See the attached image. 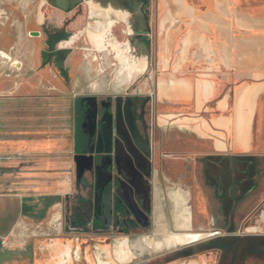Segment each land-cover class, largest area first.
Returning a JSON list of instances; mask_svg holds the SVG:
<instances>
[{
    "label": "crops",
    "instance_id": "crops-1",
    "mask_svg": "<svg viewBox=\"0 0 264 264\" xmlns=\"http://www.w3.org/2000/svg\"><path fill=\"white\" fill-rule=\"evenodd\" d=\"M161 5L165 38L155 91L158 125L170 129L163 144L199 160L264 157V0ZM53 78V87L11 83L0 89V264H25L28 249L12 241L18 227L59 204L71 176L77 186V100L60 74ZM243 216L238 212L236 220ZM4 237L10 247H3ZM41 259L37 252L34 264L52 262Z\"/></svg>",
    "mask_w": 264,
    "mask_h": 264
},
{
    "label": "rangeland",
    "instance_id": "rangeland-1",
    "mask_svg": "<svg viewBox=\"0 0 264 264\" xmlns=\"http://www.w3.org/2000/svg\"><path fill=\"white\" fill-rule=\"evenodd\" d=\"M59 2L60 0H0V48L13 53L14 59L24 62V68L16 70L11 78H8L4 70L0 69V89H5L12 84L53 87V74H60L64 79V87L69 89L68 91L75 95L77 100V156L85 155L82 153L79 125L83 124V129L89 128L88 131L92 135L98 133L97 140L93 143L96 151L100 152L99 137L104 120L102 101H109L111 105L109 108L112 115L111 137L117 136L114 120L117 97H122L124 102L129 101L140 131L150 139L152 148L154 145L153 169L150 176L153 187L152 232L157 234L156 238L163 237L148 238L147 235L150 233L148 230L137 234L134 231L122 233L118 230L115 220L118 213V209H115L118 205L116 199H120L121 195L118 180L120 176L126 178V174L118 172L113 166L108 176L110 184L112 173L114 175L116 194L112 226L107 228L102 225L103 218L99 212L98 203L93 194L88 192L89 182L92 180L90 172L94 171L86 170L80 174L77 170L76 188L71 176L70 188H62V193L58 197L60 203L55 204L54 207L49 205L44 217H40L41 220L22 223L13 236V244L20 250L28 249L29 254L23 255L25 264H34L37 252L39 259L52 260L53 263L48 264H102L103 262L106 264H166L164 256L167 249L148 247L151 241L149 239L152 238L153 242L162 241L165 237L176 233L168 230L177 225V217H181L186 207L191 210L192 225L194 224L195 229L210 228L218 206L213 193L204 185L202 177H199L201 164L198 162V155L172 154L171 149L167 148L162 141L170 133V129L161 128L158 125L157 120L161 110L156 105L155 91L162 72L157 69L159 61L156 56L162 49L165 38L159 25L164 15L161 5L163 0H139L138 10L132 12L131 16L134 18L137 12L147 5L145 16H147L148 32H139L135 35L149 48L151 64L147 74L139 76L134 83L126 86L120 85L125 80L117 76L120 59L117 58L112 43L108 40H100L96 31V21L99 18L90 16L89 8L85 3H77L76 7L68 11ZM131 16L126 15L125 22L113 17L114 24L117 25L114 33L121 42L127 41L130 37L126 30L127 21H131L129 19ZM66 27L76 38L75 44L69 49L68 54L65 53L64 59H53L52 63L46 62L44 68H41L40 51L44 50L43 59H46L52 50L47 48L45 42L47 34L56 33V30L65 32ZM34 31L42 32V37L32 36L30 33ZM59 45L56 47L57 50H61L67 44L62 42ZM98 45L107 48L100 50ZM109 50L111 54H107ZM124 54L125 52L123 56ZM84 109H87L84 113L85 118L81 116V111ZM84 122H88L89 127ZM112 139L109 141V145H112L109 152L115 158ZM257 158L264 161V157ZM263 197L264 180L260 179L253 198L246 203L247 205L240 204L238 211L242 214L250 212ZM151 259L152 262L149 263ZM41 260H39L40 264H44ZM184 262L185 260H181L173 264ZM187 262L215 264V259L212 255L193 256L188 258Z\"/></svg>",
    "mask_w": 264,
    "mask_h": 264
},
{
    "label": "flooded vegetation",
    "instance_id": "flooded-vegetation-1",
    "mask_svg": "<svg viewBox=\"0 0 264 264\" xmlns=\"http://www.w3.org/2000/svg\"><path fill=\"white\" fill-rule=\"evenodd\" d=\"M122 4L129 9V14L138 10L139 0H120ZM60 5L65 10L71 11L77 6V3H85L84 0H60ZM90 11V8H89ZM147 5L141 8L137 15L131 21L135 25L134 30H130L127 21V33L130 37L125 42H121L114 33V28L117 27L113 22L108 23L102 20H97L96 31L100 40H108L112 43L113 49L117 58L120 59V68L118 70V78L125 80L123 84L128 85L134 83L139 76L148 73L151 64V53L143 40H139L135 34L147 33L148 24ZM90 16H92L90 11ZM113 17H116L113 15ZM125 22L124 17H116ZM3 25V24H1ZM65 32H57L47 34L46 45L50 50L46 59H43L44 50L40 51L41 55V68L46 62L52 63L53 59L65 58L69 53V49L75 44L76 38L71 35L70 30L66 27ZM36 38H41L43 33L34 31L30 33ZM66 43L61 50L56 47L60 43ZM98 43V42H97ZM100 50L107 48L98 45ZM125 48V49H124ZM13 49V48H12ZM57 52V53H56ZM123 52H125L123 56ZM55 53V54H54ZM66 53V54H65ZM107 54H111L109 50ZM123 56V57H122ZM40 58V56H39ZM140 61L146 59V65L141 68H132L130 66L131 60ZM24 62L14 59L13 53L4 51L0 48V69H3L8 78H11L16 70H22ZM44 68V67H43ZM126 102L122 97H117V106ZM111 107L109 101H102V108L104 111V120L101 124V132L99 139L101 140V151L97 152L94 146V141L97 140L98 133H90L88 129H83V124L79 125L80 143L83 148V154L92 158L94 172L91 173L92 180L89 182L88 192L93 194L94 199L103 218L102 225L107 228L112 226L114 220V207L116 194L114 191L113 173L111 178V187L108 183L103 187L101 186L102 180L109 176V170L113 166L120 173H125L126 178L120 176L118 183L120 187V199H116L118 213L116 215V226L122 233H130L134 231L137 233L148 230L149 237L156 238V233L152 232V204H153V187L151 184L150 176L152 174L153 164V149L148 137L143 135L137 124V119L132 110L131 120L134 125L135 134L139 140L140 147L138 148L143 156L146 171L141 172L136 170L137 167L133 165L132 158L127 152L125 145H117L116 138L111 137L112 133V115L109 112ZM144 108V107H143ZM144 111V110H143ZM87 109L81 111V116L85 118L84 113ZM116 113L114 120L116 123ZM144 117V115H142ZM98 123V122H97ZM88 126V122H84ZM109 125V126H108ZM145 127V122L143 123ZM97 127V125H96ZM93 136V137H92ZM113 138V139H112ZM112 139V144L115 149V158L110 154L109 141ZM123 144V143H122ZM100 149V147H99ZM151 154V157H150ZM204 158L198 159L201 164V172L199 177H202L204 185L213 193L214 200L218 206L217 212L214 214L212 227L210 228H192V231L197 233H205L206 236L199 240L189 243L177 245L167 249L164 256V263L173 264L175 262L185 260L181 264L188 263L187 260L193 256L202 257L204 255H212L215 259V264H264V199L250 212L243 213L240 222L236 220L238 215V206L243 204L244 201L249 199L253 192L258 187V182L262 180L264 174V161L258 159L256 156H233V155H213L205 160ZM100 169L98 172V169ZM133 171V172H132ZM104 179H101V177ZM198 176V175H197ZM99 177V178H98ZM86 182V180H85ZM87 183V182H86ZM98 185V186H97ZM185 192L186 190L183 189ZM178 191V189H176ZM242 213V212H241ZM239 226L237 227V224ZM183 231L181 228L170 227L172 232ZM152 234V235H151ZM152 248L151 246H148ZM152 259L149 260V263ZM105 263V262H104ZM106 264V263H105Z\"/></svg>",
    "mask_w": 264,
    "mask_h": 264
},
{
    "label": "bare ground",
    "instance_id": "bare-ground-1",
    "mask_svg": "<svg viewBox=\"0 0 264 264\" xmlns=\"http://www.w3.org/2000/svg\"><path fill=\"white\" fill-rule=\"evenodd\" d=\"M90 8L91 14L93 17L99 18L98 20H104L111 24L113 22V15L116 17H126L129 14V9L125 7L120 0H84ZM115 19V18H114ZM130 19V18H129ZM128 26L130 30L135 29V25L132 22H128ZM146 59H142L139 62L131 60L130 66L134 68H141L146 65ZM131 104L130 102H126L125 104L121 105L119 102L117 109H116V132L117 138L116 143L117 145H125L127 148V152L130 154L133 165H135L136 170L141 172L146 171L145 163L143 160V156L139 151L140 143L135 134L134 125L131 120ZM109 126V125H108ZM123 143V144H122ZM138 147V148H137ZM179 202V201H178ZM184 213L181 217H177V226L178 228L183 229V231H179L173 233L162 241H154L150 238V244L154 249H162L168 248L176 245L182 244H189L199 240L206 236L205 233H197L192 231V214L189 208H185ZM163 237V236H162ZM148 243V242H146ZM102 264H105L104 262Z\"/></svg>",
    "mask_w": 264,
    "mask_h": 264
},
{
    "label": "water",
    "instance_id": "water-1",
    "mask_svg": "<svg viewBox=\"0 0 264 264\" xmlns=\"http://www.w3.org/2000/svg\"><path fill=\"white\" fill-rule=\"evenodd\" d=\"M116 105H117V102H116ZM93 167L94 166H93L91 157H88L86 155L77 156V170L79 171L80 174H82L86 170H94ZM97 169H98V167H97ZM99 170L100 169H98V172H100ZM101 179H104V178L101 177ZM108 182H109L108 177H106L104 180H102L101 186L103 187L105 184L108 185Z\"/></svg>",
    "mask_w": 264,
    "mask_h": 264
},
{
    "label": "built area",
    "instance_id": "built-area-1",
    "mask_svg": "<svg viewBox=\"0 0 264 264\" xmlns=\"http://www.w3.org/2000/svg\"><path fill=\"white\" fill-rule=\"evenodd\" d=\"M2 245H3V247H10V245H11V240H10V238H8V237H4L3 239H2Z\"/></svg>",
    "mask_w": 264,
    "mask_h": 264
}]
</instances>
